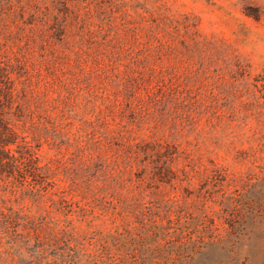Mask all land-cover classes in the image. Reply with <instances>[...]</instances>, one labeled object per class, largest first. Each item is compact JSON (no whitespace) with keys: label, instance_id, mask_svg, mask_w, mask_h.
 Instances as JSON below:
<instances>
[{"label":"rangeland","instance_id":"374dc122","mask_svg":"<svg viewBox=\"0 0 264 264\" xmlns=\"http://www.w3.org/2000/svg\"><path fill=\"white\" fill-rule=\"evenodd\" d=\"M0 107V264H264V0H0Z\"/></svg>","mask_w":264,"mask_h":264},{"label":"trees","instance_id":"16d2710c","mask_svg":"<svg viewBox=\"0 0 264 264\" xmlns=\"http://www.w3.org/2000/svg\"><path fill=\"white\" fill-rule=\"evenodd\" d=\"M247 14L256 19L261 16L258 7H252ZM5 98L9 101L8 93ZM5 114L0 107V177L12 176L20 183L27 182L32 187L41 184L45 187L49 183L40 171L36 152L25 136L12 127Z\"/></svg>","mask_w":264,"mask_h":264}]
</instances>
